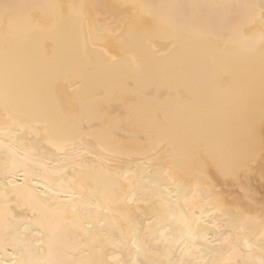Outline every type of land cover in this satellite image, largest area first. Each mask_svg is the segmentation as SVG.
Wrapping results in <instances>:
<instances>
[{"label": "snow or ice", "instance_id": "1", "mask_svg": "<svg viewBox=\"0 0 264 264\" xmlns=\"http://www.w3.org/2000/svg\"><path fill=\"white\" fill-rule=\"evenodd\" d=\"M97 7L0 0V264H127L109 254L129 232L144 256L133 264H264V203L259 220L251 201L236 206L211 239L203 216L210 206L224 217L230 202L208 157L237 182L264 165V0L112 4L104 24ZM93 141L107 169L89 163ZM125 156L148 158L150 189L125 191L136 172L112 163ZM137 196L170 215L178 238L133 219L124 203ZM225 249L247 258H215Z\"/></svg>", "mask_w": 264, "mask_h": 264}, {"label": "bare ground", "instance_id": "2", "mask_svg": "<svg viewBox=\"0 0 264 264\" xmlns=\"http://www.w3.org/2000/svg\"><path fill=\"white\" fill-rule=\"evenodd\" d=\"M67 2L72 3H85V4H95L98 5L97 9L93 13V16H95L96 20L100 24H104L106 22V16H105V7L106 5H112V4H132V3H160L162 0H67ZM201 2H206V0H201ZM130 11V10H129ZM111 41H108L109 46L111 45ZM152 94H156V89H152ZM69 96H74V93L72 91V87L69 86L67 83L63 85V98L64 101L67 103V98ZM110 107L114 109V113L120 111L124 104L121 102L120 97L116 96L113 97L111 100ZM3 125V117L0 115V126ZM25 137L29 136L30 134L25 132ZM7 134L3 132L2 127H0V139H5V142H7L6 139ZM33 140L36 139L35 137H31ZM93 146L97 148L96 152H93L91 156H89L88 160L89 163L94 162V166L97 169H100L102 166L107 169V163H103V158L101 160H95L94 158L98 155V152L102 149V145L96 144L95 141H93ZM79 151H84V149H80ZM4 163V157L0 155V165H3ZM53 163H56V161H53ZM114 165H118L119 170H125V169H133L136 172V175L133 177L134 180L137 182L132 185H125V191H128L129 187L132 190L133 194L140 193L144 189H150L152 187L153 182L155 181V169L154 167L148 163V158H144L143 162L136 159L135 157L129 158L127 156L121 157L118 161L112 162ZM140 165L139 168H137V165ZM68 177L65 178V182L69 185L73 183V176H72V166L68 165ZM207 168L209 170L208 176L209 180H211L212 185L215 186V188L220 189L223 191V193L226 194L227 200L230 201L229 203H225L223 205V211L225 212V216L221 217L218 214V210L214 209L210 206H206L203 211V216L205 220L207 221V228L209 229V239H211L213 236L216 235L215 231L211 229V224L214 221H220L225 222L229 219L227 216V213L233 211L236 206H245L250 201L252 202L253 208H254V215L257 220L260 219L259 217V211H260V205L264 203V175H262V172H264V165L260 163L259 160H257L254 170L250 175L242 176L240 178V182H237L234 180L230 175L221 174L219 173L211 159V157L207 158ZM113 171L117 170L116 168L112 169ZM17 176H19V173H17ZM122 179V177H121ZM185 180V177H180L179 182L183 183ZM209 184L207 181H205V187H208ZM79 190L78 184H77V191ZM74 195L73 192L69 191L65 195L61 197L63 200H67L68 196ZM131 198V197H130ZM101 204V211H103L104 208V202L100 201ZM124 207L127 211H129L133 219L138 224L147 225L149 223L148 220L144 219L145 216H149L154 220V228L157 231V234L159 233H169L178 238L179 236V227L175 222L171 221V217L169 214H161L160 216H157L156 209L149 204L143 203L139 200L138 196L137 199L134 200L131 204H129L127 201L124 203ZM91 218L95 220L98 216L97 209L93 207L90 209ZM178 214V210H177ZM30 215V213H29ZM110 215V213H109ZM196 215H201L200 211L196 212ZM102 218V217H101ZM201 227H205V225H201ZM227 234V233H225ZM32 237H36L35 233L29 234ZM260 236V232L257 231L255 236L253 237V240L258 238ZM203 243V241L201 242ZM141 245H133L132 242V235L129 232L127 236L125 237L124 246L123 248H118L116 250H113L109 255L114 257H120L123 261H126L127 264H133L134 260L144 259L143 255L137 256L136 254V248ZM177 254H179V249L176 250ZM261 253L257 249L253 250V253L251 255V259L258 261L261 258ZM0 257H3L5 260L8 259L7 255L0 250ZM186 259L190 257H185ZM197 259L200 257L197 256ZM217 259H232L235 260H241L243 261L244 258H247V254L245 257H240L239 255L231 256L229 257V250L225 249L220 255L216 256ZM107 259V257H105Z\"/></svg>", "mask_w": 264, "mask_h": 264}]
</instances>
